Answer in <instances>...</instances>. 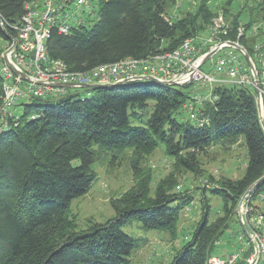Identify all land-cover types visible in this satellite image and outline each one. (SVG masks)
Instances as JSON below:
<instances>
[{
  "label": "trees",
  "instance_id": "trees-1",
  "mask_svg": "<svg viewBox=\"0 0 264 264\" xmlns=\"http://www.w3.org/2000/svg\"><path fill=\"white\" fill-rule=\"evenodd\" d=\"M29 1L0 0V54ZM212 1L198 0L192 12L179 16L170 15L176 0H95L91 26L68 35L51 30L46 53L70 72L127 59L147 61L196 39L222 14L228 29L218 39L237 41L256 64L259 54L264 57V46L256 51L251 40L264 32V0L257 6H248L247 0L236 11L235 0ZM239 28L243 34L237 38ZM189 87L138 81L83 89L93 92L85 97L66 90L62 96L25 98L11 107L8 112L18 124L11 119L6 126L0 124V264H130L142 241L123 228L138 222L143 231L174 235L180 213L195 193L187 188L174 192L177 177H203L201 159L210 149L229 150L243 138L247 163L242 177L215 180L209 175L208 188L197 185L201 219L169 264H206L217 255V241L232 221L238 223L234 209L240 197L264 176V132L249 90L203 87L211 98L193 104L197 119L203 120L199 125L188 114V104L196 96L186 93ZM3 109L0 76V114ZM160 147L171 169L151 193L149 180L140 177V162ZM125 150L131 151L134 185L110 201L114 217L77 228L70 204L96 180L91 168L96 156ZM263 190L264 181L255 192ZM207 193L223 204V215L212 222Z\"/></svg>",
  "mask_w": 264,
  "mask_h": 264
},
{
  "label": "built area",
  "instance_id": "built-area-1",
  "mask_svg": "<svg viewBox=\"0 0 264 264\" xmlns=\"http://www.w3.org/2000/svg\"><path fill=\"white\" fill-rule=\"evenodd\" d=\"M94 2L95 0H30L25 3L24 13L13 36L16 42L10 51L8 50L12 44L7 43L0 54L4 106L0 114L1 126H6L8 119L15 122V126L18 124L8 110L20 100L62 96L66 91L37 86L15 75L4 61L7 51L10 63L34 80L61 84H109L141 75L154 77L162 83H173L174 86L190 81L200 84V87H209L210 90L215 86H237L249 90L255 102L258 95L264 111V57L262 53L259 54L256 64L249 57L253 63L251 71L238 51L228 47L221 48L223 44L232 42L218 39L228 29L222 14L215 17L209 27V30H215L219 35L186 40L178 49L157 54L147 61L127 59L87 72H70L62 61L50 59L45 42L51 30L68 35L74 29L88 28L96 18ZM213 50L214 54L205 60ZM255 50H259V47ZM214 57L208 70H203L202 67ZM209 98L210 94L207 97L193 96L192 102L188 104L190 119L196 120L199 125H202L203 120L197 119L193 104ZM208 186L207 182L203 183V187ZM177 189L180 190V187ZM242 197L243 195L238 201L239 204L242 200L239 211L248 237L239 226L233 238L235 245L242 247L228 256L213 255L206 264H264V190H254Z\"/></svg>",
  "mask_w": 264,
  "mask_h": 264
},
{
  "label": "rangeland",
  "instance_id": "rangeland-1",
  "mask_svg": "<svg viewBox=\"0 0 264 264\" xmlns=\"http://www.w3.org/2000/svg\"><path fill=\"white\" fill-rule=\"evenodd\" d=\"M176 8L170 9L171 14L182 16L185 12H192L198 0H176ZM225 0H214L213 4L223 3ZM248 6H257L263 0H249ZM247 0H235L232 5L233 11L246 5ZM218 15V14H217ZM217 17V16H216ZM240 22H245V17H240ZM242 29H238L237 38L242 37ZM219 35L215 30L200 31L198 38H211V36ZM252 37L254 49L256 47H263L264 45V32L254 34ZM258 39V43L256 42ZM237 44L238 42L235 41ZM257 43V44H256ZM239 45V44H238ZM242 47L241 45H239ZM243 58V56L241 55ZM244 59V58H243ZM215 60L208 62L202 67L207 71L210 65ZM184 86H190L186 89L189 96L196 95L203 97L208 95V89L200 87V84H194L191 81ZM75 90L81 97L87 96V93L93 94L92 91L86 92L83 89H70ZM185 116V115H184ZM160 149L155 150L149 154L140 163L141 178L149 180V188L151 193L157 184L163 179L171 169L169 160ZM132 155L131 151L125 150L120 154L114 156L111 153H100L96 156L91 168L96 174V180L93 182L89 191L81 198L71 202L69 208V215L73 223L79 229L85 228L89 223H103L106 220L114 217V210L110 205L112 199L118 198L134 183L133 170L131 168ZM202 169L204 170L203 177L195 180L190 174L184 173L177 177L176 182L180 190L187 188L189 192H195L193 202L191 205L183 209L179 216L177 223L176 233L172 235L170 232L162 231H143L141 224L132 222L123 228V232L128 236L139 239L140 248L136 250L131 258L130 264H169L174 254L181 248L183 243L189 238L193 228L201 219L200 208V189L197 185L203 186L207 182V177L210 175L218 180L222 177L230 180H238L242 177L247 163V151L243 138L230 148L229 150L219 149L214 147L209 150L206 157H202ZM179 191L177 187L174 192ZM206 197L210 205V213L208 222L214 221L217 217L222 216V201L219 197L212 196L209 193ZM238 205V203H237ZM234 213L237 214L236 208ZM229 229L225 232L224 236L216 243L217 255H230L236 253L238 248L242 246L235 245L234 234L239 229L238 223L231 222Z\"/></svg>",
  "mask_w": 264,
  "mask_h": 264
},
{
  "label": "water",
  "instance_id": "water-1",
  "mask_svg": "<svg viewBox=\"0 0 264 264\" xmlns=\"http://www.w3.org/2000/svg\"><path fill=\"white\" fill-rule=\"evenodd\" d=\"M8 40L11 42V47L8 51H10L12 49V47L14 46L16 40L14 37L12 36H7ZM233 48L236 51H238L243 58L246 60V62L248 63L251 71H253V63L251 61V59L249 58V56L247 55L246 51L240 47L237 43H233V42H227L225 44H223L221 46V48ZM8 51L7 53L4 54V61L6 63V65L9 67V69L17 76H19L20 78L24 79L26 82L28 83H34L37 86H44V87H49V88H55V89H60V90H70V89H100V88H104V87H112V86H119V85H125L127 83L130 82H138V81H146V82H150L152 84H159V85H163V86H174L173 83H162L159 80H157L154 77H150V76H135L131 79H124L121 80L120 82L117 83H109V84H61V83H57V82H48V81H40V80H34L33 78L29 77L28 75H26L25 73L21 72L20 70H18L17 68H15L9 61L8 59ZM215 50L211 51L207 57L205 58L208 59L210 58L213 54H214ZM256 107H257V112H258V118H259V122L261 125V128L264 132V111L262 109V101L261 98L257 95L256 96ZM264 181V176L261 177L259 180H257L251 187H249L246 192L243 194V197H246L249 193H251L252 191H254L257 186L262 183ZM242 200L239 202L238 207H237V221L238 224L241 228V230L245 233V235L248 237V232L246 227L244 226V224L242 223V219H241V213L239 211V207L241 205ZM255 247V246H254Z\"/></svg>",
  "mask_w": 264,
  "mask_h": 264
}]
</instances>
